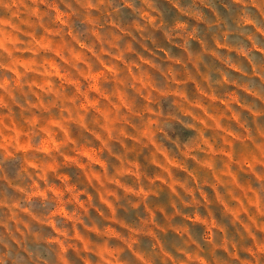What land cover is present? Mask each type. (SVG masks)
<instances>
[{"label":"rangeland","instance_id":"374dc122","mask_svg":"<svg viewBox=\"0 0 264 264\" xmlns=\"http://www.w3.org/2000/svg\"><path fill=\"white\" fill-rule=\"evenodd\" d=\"M0 264H264V0H0Z\"/></svg>","mask_w":264,"mask_h":264}]
</instances>
